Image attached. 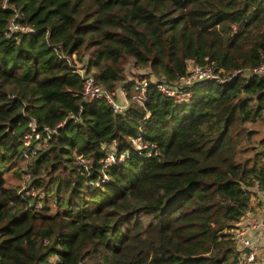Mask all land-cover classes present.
I'll return each mask as SVG.
<instances>
[{"label": "trees", "instance_id": "trees-1", "mask_svg": "<svg viewBox=\"0 0 264 264\" xmlns=\"http://www.w3.org/2000/svg\"><path fill=\"white\" fill-rule=\"evenodd\" d=\"M263 64L264 0H0V264H235L264 182ZM196 65L240 72L187 98L153 84ZM80 72L128 107L85 100Z\"/></svg>", "mask_w": 264, "mask_h": 264}, {"label": "built area", "instance_id": "built-area-1", "mask_svg": "<svg viewBox=\"0 0 264 264\" xmlns=\"http://www.w3.org/2000/svg\"><path fill=\"white\" fill-rule=\"evenodd\" d=\"M22 30L23 27H19L16 24H11L10 30ZM238 72H233L231 76H235ZM252 73L262 74L264 75V64L260 65L251 70ZM80 75L84 81L82 95L83 98L87 101H92L96 99H103L110 104L113 112L119 113L125 110L128 107V100L123 99L121 101H117L114 99L112 93L98 85L94 78L90 75H85L83 72H80ZM231 76L222 78L218 73H216L210 66H192L189 74L181 81L180 85H170L168 86L165 83H153L154 86L161 91L162 93L166 94L167 96L181 98L183 97L188 90L193 87L195 84L206 82V81H229ZM134 89L138 91L137 94L133 96V98L139 103L143 104L146 95V88L150 84V82L146 79L135 78L134 81ZM125 86H120L116 91H120L122 93ZM115 91V92H116ZM123 95V93H122ZM122 97V96H121ZM124 97V96H123ZM30 131L24 135V145L27 147L31 144L32 140H37L39 138L38 128L35 126L34 123L29 122L28 124ZM45 139H50L52 135L55 133V129H50L48 127L43 128ZM132 142L135 144L136 149H141L143 145L140 143L139 138H133ZM34 152V151H32ZM35 153V152H34ZM127 157V153H121L118 157V160H122L123 158ZM116 161L115 151L111 148L107 149L106 156L103 160V167H106ZM80 166L86 167V165L82 161H78ZM257 194L261 198H264V182L255 184ZM249 227L259 229L264 231V221L255 220V221H246L245 224L239 226L238 228L234 229L233 231V238L238 245L239 253L237 254V262L235 264H254L256 261V245L254 241L246 236L247 229Z\"/></svg>", "mask_w": 264, "mask_h": 264}, {"label": "crops", "instance_id": "crops-1", "mask_svg": "<svg viewBox=\"0 0 264 264\" xmlns=\"http://www.w3.org/2000/svg\"><path fill=\"white\" fill-rule=\"evenodd\" d=\"M117 100L121 101V96L117 94ZM261 220L264 221V198H261L257 194L256 187L253 191L251 198V204L248 211L237 223V228L245 224L246 221ZM246 236L252 239L256 247V261L254 264H264V231L249 227L246 232Z\"/></svg>", "mask_w": 264, "mask_h": 264}, {"label": "rangeland", "instance_id": "rangeland-1", "mask_svg": "<svg viewBox=\"0 0 264 264\" xmlns=\"http://www.w3.org/2000/svg\"><path fill=\"white\" fill-rule=\"evenodd\" d=\"M128 70H129V75H130V77H133V79L138 78L139 76H142V75H141V74H142L141 72H139V71H137V70H134L133 68H131V66H129V69H128ZM237 71H239V70H236V71H234V72H237ZM131 72H132V73H131ZM238 73H239V72H238ZM131 74H132V75H131ZM241 74H242V72H241ZM236 75H237V74H236ZM236 75H235V76H236ZM141 78H142V77H141ZM185 95H186V94H185ZM185 95H184L183 97H181V98H184ZM187 97H188V96H187ZM187 97H185V98H187ZM250 128L256 130L255 137H254L256 143L254 144V147H259L260 144H259L258 141L264 139V120L261 121V122L256 123L255 125H250ZM257 142H258V143H257ZM10 182H11V183H14V184H17V185L21 184L20 181L14 179V178L10 179Z\"/></svg>", "mask_w": 264, "mask_h": 264}]
</instances>
